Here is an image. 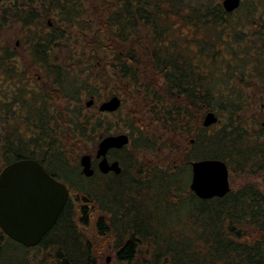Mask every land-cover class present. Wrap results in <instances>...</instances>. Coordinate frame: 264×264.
<instances>
[{"label":"trees","instance_id":"1","mask_svg":"<svg viewBox=\"0 0 264 264\" xmlns=\"http://www.w3.org/2000/svg\"><path fill=\"white\" fill-rule=\"evenodd\" d=\"M96 81L117 110L81 105ZM128 98L129 143L109 151L122 170L102 173L106 114ZM88 142L91 176L75 154ZM23 158L69 196L35 246L0 228V264H264V0H0V172ZM202 158L262 184L201 199L189 183Z\"/></svg>","mask_w":264,"mask_h":264},{"label":"water","instance_id":"2","mask_svg":"<svg viewBox=\"0 0 264 264\" xmlns=\"http://www.w3.org/2000/svg\"><path fill=\"white\" fill-rule=\"evenodd\" d=\"M241 0H222L227 11L236 9ZM18 43V41H16ZM93 99L86 101L90 106ZM121 100L112 95L98 106L100 111L113 112ZM217 120L212 112L205 114L203 125L209 126ZM129 143L126 132L110 133L100 139L95 149L97 168L102 173L118 174V160L109 161L110 149H120ZM92 156L83 153L79 157L81 173H94ZM189 187L201 199L224 196L230 190L229 170L224 161L202 158L190 162ZM67 185L48 173L36 159L23 158L7 164L0 172V228L11 239L26 247L37 245L56 222L67 198ZM109 261V257L107 258Z\"/></svg>","mask_w":264,"mask_h":264},{"label":"rangeland","instance_id":"3","mask_svg":"<svg viewBox=\"0 0 264 264\" xmlns=\"http://www.w3.org/2000/svg\"><path fill=\"white\" fill-rule=\"evenodd\" d=\"M24 34V31H21L20 33V37H22ZM78 38L77 37H72L70 42H69V45L71 47H77V50H79V45H77L76 40ZM28 85L29 86H36V83L34 82V80L32 81L30 78H28ZM95 83V85H94ZM93 86L94 87H97L99 89H101L98 93L97 96L93 97V96H89L87 95L85 92L84 94H82V102H81V105H86V101H88L89 99H93V102H94V108L93 110H98V106L101 104V102H103L104 100L108 99L109 97H105V93H104V90L101 88V84L100 82L96 81V82H93ZM37 87V86H36ZM37 88H40V86H38ZM89 89V87L86 89V91ZM108 93V96H110V91H106V93ZM134 110L136 111L137 110V107L134 105V102H133V98H128L127 101H126V105L125 107L123 108V110L121 111V113L119 115H115V114H106L107 116V120L110 121V125L112 126V129L110 130L111 133H120V132H127V128L123 126L122 124V119H125L126 118V115L127 113L129 112V110ZM128 111V112H127ZM85 113V111H83ZM85 146L87 148H89L91 150V143H86ZM93 151L94 150H91L89 153H92V157H93ZM82 153H85L84 151H80L79 150H76L75 151V154L78 155V158L80 157V155ZM95 154V152H94ZM144 155H146V158L148 159V156L149 158H152V159H156V154L155 153H152V152H149L148 150L145 151V152H141L138 154L139 158H142ZM229 180H230V186L233 187V188H237L241 185H244L248 182H253L255 184H257L258 186H260L262 184V180L259 178V177H253L252 175L250 174H247V173H243V174H236V175H232V173L230 172L229 174ZM43 251H45V249L43 248H33L30 250V256L33 257V263L36 262V260H38L39 258V255L41 256L43 253ZM109 257V261H107V264H113V261H111L110 259V256H107V258ZM115 264V263H114Z\"/></svg>","mask_w":264,"mask_h":264},{"label":"flooded vegetation","instance_id":"4","mask_svg":"<svg viewBox=\"0 0 264 264\" xmlns=\"http://www.w3.org/2000/svg\"><path fill=\"white\" fill-rule=\"evenodd\" d=\"M110 150H111V149H110ZM110 150H109V151H110ZM109 151H108V153H107L108 160H109V161H112V160H118V159H114V158H112V157L109 155ZM94 158H95V157H94ZM95 159H96V158H95ZM118 161H119V160H118ZM97 162H98V159H96V162H95V164H94L95 167H97ZM91 163H92V161H91ZM119 164H120V162H119ZM94 165H93V166H94ZM93 166H92V167H93ZM120 166H121V165H120ZM93 168H94V167H93ZM97 169H98V168H97ZM121 170H122V167H121ZM120 172H121V171H120ZM109 173H114V172H113V171H109V172H107L106 174H109ZM114 174H116V173H114Z\"/></svg>","mask_w":264,"mask_h":264}]
</instances>
